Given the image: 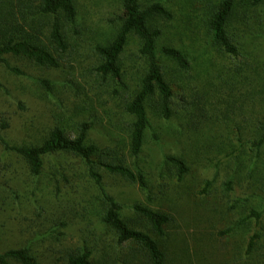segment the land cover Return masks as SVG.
<instances>
[{
	"label": "trees",
	"instance_id": "obj_1",
	"mask_svg": "<svg viewBox=\"0 0 264 264\" xmlns=\"http://www.w3.org/2000/svg\"><path fill=\"white\" fill-rule=\"evenodd\" d=\"M116 1L138 9L130 15L129 36L122 37L117 26L97 29L95 10L81 0H0V64L11 74L24 71L8 55L51 69L69 58L82 70L71 83L75 100L49 104L45 121L22 123L40 135L39 142L14 141L10 117L0 114V188L20 182L14 166L21 164L35 197L47 172L49 194L59 195L61 183L81 196L74 201L81 209H75V220H85L89 232L81 236V247L25 241L0 248V264H42L39 255L47 250L60 254L56 264H214L211 255L170 229L174 201L192 195L198 185L193 163L203 158L207 167L223 170L222 193L207 214L208 241L251 227L244 249L223 250L219 264H264V0ZM201 27L204 39L196 34ZM80 39H87L86 58ZM185 40L194 42L196 54ZM92 75L99 87L86 80ZM83 82L97 99L102 91L110 96L103 109L112 126L105 142L91 136L98 113ZM33 84V90L17 84L18 96L40 89L49 99L52 80L40 77ZM16 99V109L28 112L25 101ZM64 155L74 159L62 161ZM107 176L144 192L147 201L126 202ZM213 183L206 178L201 192ZM15 186L17 194L0 191V201L17 202L16 213L24 210L29 224H36L32 214L41 215V207L21 203ZM236 187L244 197H232ZM251 195H258L256 205L247 204L254 201ZM100 225L104 232H98Z\"/></svg>",
	"mask_w": 264,
	"mask_h": 264
},
{
	"label": "rangeland",
	"instance_id": "obj_2",
	"mask_svg": "<svg viewBox=\"0 0 264 264\" xmlns=\"http://www.w3.org/2000/svg\"><path fill=\"white\" fill-rule=\"evenodd\" d=\"M85 4L89 5L95 14L93 19V25L97 27V29H104L106 32L110 31L111 28H115L117 26L121 30V36L124 35L129 36L130 30V15L134 12H138L136 7H125L117 4L116 0H81ZM96 4L94 6V4ZM200 12V8H199ZM178 17V16H177ZM97 21V22H96ZM106 26V28L104 26ZM202 39H204L205 31L201 27L200 30L196 33ZM83 37V36H82ZM80 53H82V58H86V55L90 53L88 48L87 39H80ZM184 45L189 49V53L196 54L194 51V42H189L188 40L184 41ZM129 46L135 47L132 40L129 41ZM8 62L17 66L24 71L23 76L16 77L14 74H11L5 66L0 64V114H5L10 117L11 121V131H9L10 136L14 138V141L22 142V143H35L39 142L38 138H40L38 134L32 133L30 129L22 128V123L26 120L28 123L33 121H40L46 118L49 115V104L53 106H57V103L63 102L65 106L71 103L76 98L73 96L75 94L74 87L71 84L73 81L79 79L80 73L82 70L79 68L77 61H73L72 59L64 60L61 67L56 69H51L47 67L37 66L28 59L15 57L12 55L6 56ZM92 57L90 55V59L88 58L87 64L91 61ZM86 64V65H87ZM40 77H48V79L53 81V89L48 93L49 99L45 94L41 93L37 90V93L33 95L31 90L27 91L25 94H20L18 96V90L16 88L17 84L23 83V85L29 86L34 89L33 82ZM19 78V79H18ZM76 78V79H75ZM99 77H95L92 75V78H87L86 80L89 83H92L94 87L97 86L95 81H98ZM86 86V91L91 95L93 105L95 106L96 115L94 119L97 121L96 125H94V129H92V138L103 142L107 137V131L110 130L109 127H112L108 122L106 114L103 112L104 108H107L111 104L110 96L105 91L99 93V99L96 98V91L88 90V84L83 82ZM103 88V87H102ZM110 88V87H109ZM38 89V88H37ZM40 93L44 97L43 99H39L37 96H40ZM20 98L25 101L28 106L26 113H20L16 109L17 99ZM87 116V115H86ZM93 117V116H91ZM177 123V122H176ZM172 122V124H176ZM105 142V141H104ZM71 158L68 155H64L62 161H69ZM195 156L192 157L194 160ZM74 159V158H73ZM208 161L205 158L197 160L193 163L194 171L192 172V176L197 180L198 185L192 195L189 197L187 195H180L177 200L175 199V212L173 213L174 221L170 229H174L178 234L187 238L191 248H196L197 250L200 248V251L204 252L206 255H211V259L214 261V264H219L220 254L223 250L229 249L231 252L235 250L236 252H240L244 249L247 243L248 234L251 232V227H248L246 232L240 231V233H236L233 235L229 233L227 235L218 237L217 243H212L208 241V233L210 232V228H208L207 219L211 218L208 210L211 206V200L215 195L220 196L222 193L220 187V180L223 176V170L220 171L218 168L212 169L210 166L207 167ZM14 166L15 172L14 177L19 179L20 182L15 183V185L19 186L20 194H21V203L28 201L31 207H41V215H36L37 212H34L32 216L35 218L36 224H29L27 217L24 218L25 211L22 210V214H17V202L12 201L9 202H1L0 201V248L7 249L10 247H16L24 244L23 242L29 241L32 245L35 243H39L43 241L46 246H57L58 248H62L59 244L65 245V247L72 245V247L82 246L83 241L81 236H86L89 234L87 231L88 226H85V220H82L80 216H78V220H75V209H80L74 203L75 200H79L81 196H78V193H73L74 191H69L68 187L60 184V192L59 195L56 193L49 194L50 185L48 184V173L44 172L39 180L41 181L40 187L41 190L35 192V197L38 199L37 202H34V195H31L30 191L34 190V187L31 184V176L28 175V171L22 167L21 164H16ZM220 171V172H219ZM219 172V174H218ZM49 176V175H48ZM205 177V178H204ZM107 178V183H113L115 187L121 192V196L125 199L126 202H130L132 199H138L140 201H147L146 195L144 192H139L134 189H131L128 185H126L123 181L116 178ZM206 178H209L211 181L214 179V183L212 186H209L207 192H201V189L205 185ZM45 181V184H42V181ZM164 180L166 179V176ZM192 180L188 177L187 181ZM192 182V181H191ZM190 182V183H191ZM111 183V184H112ZM196 183V182H195ZM5 190V188H0V191L4 194H17L16 186ZM131 189V190H130ZM243 188L236 187L235 194L232 193V197L235 196L237 198L244 197L245 195L241 194ZM200 191V193H199ZM12 194V195H13ZM58 195V197H57ZM174 197V196H173ZM249 197H255L254 201H249L247 204H255V201L258 199V195H251ZM177 201L182 203L181 208H178ZM128 202V203H129ZM7 203V204H6ZM173 203V204H174ZM20 204V203H19ZM23 204L20 206L22 207ZM14 206L15 210L13 212L11 218V208ZM166 207L169 208L168 203L166 202ZM249 207V206H247ZM206 208V209H205ZM30 214L31 212L27 210ZM131 215L130 212L125 211V214ZM29 215V214H27ZM73 216V219H72ZM62 219L66 222V226H61L59 220ZM2 224V225H1ZM29 225V226H28ZM94 226V225H92ZM27 229H25V228ZM21 229L25 233H22ZM81 229H84L81 231ZM223 229V228H221ZM219 228L214 230V235L216 236ZM245 230V229H244ZM59 231H63V234H59ZM105 228H102V225L98 227V232H104ZM97 234V233H96ZM22 235V236H21ZM26 237V238H24ZM216 247V248H215ZM208 250L210 251L208 253ZM59 253L55 255L52 254V251L47 250L43 252V254L39 255L40 261L42 264H56L58 263L55 258L58 259ZM220 257V258H219ZM214 258V259H213ZM218 261V262H217Z\"/></svg>",
	"mask_w": 264,
	"mask_h": 264
}]
</instances>
